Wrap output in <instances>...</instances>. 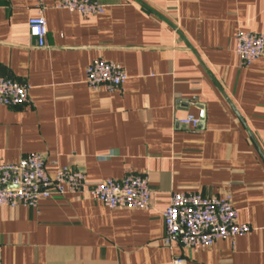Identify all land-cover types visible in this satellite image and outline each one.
Wrapping results in <instances>:
<instances>
[{"label":"crops","instance_id":"0c3cea01","mask_svg":"<svg viewBox=\"0 0 264 264\" xmlns=\"http://www.w3.org/2000/svg\"><path fill=\"white\" fill-rule=\"evenodd\" d=\"M83 17L46 6V47L29 32L37 0H0V76L30 86L29 104L0 107V162L42 154L89 183L148 177V210L89 196L0 208L4 264H264V56L248 67L239 31L264 35V0H98ZM123 67L121 90L90 88L87 68ZM192 115L200 129L175 119ZM174 193H229L251 233L194 251L163 244Z\"/></svg>","mask_w":264,"mask_h":264},{"label":"built area","instance_id":"2783aa9c","mask_svg":"<svg viewBox=\"0 0 264 264\" xmlns=\"http://www.w3.org/2000/svg\"><path fill=\"white\" fill-rule=\"evenodd\" d=\"M50 2H54L58 9L87 18L105 11V6L98 0H37V15L29 20V32L39 48L46 47L48 30L44 12ZM235 40L236 52L243 67L264 56L263 34L239 31ZM127 78L125 69L120 65L98 59L88 66L86 83L92 89L105 87L109 92H115L121 90ZM29 92L27 84L0 76V107L21 108L28 105ZM175 122L193 131L199 130L201 125V121L192 115L175 119ZM66 194L87 195L112 210H148L152 200L149 180L144 175L129 173L122 178L89 183L84 172L69 167L58 168L55 176L50 177L42 154H29L17 164L0 162V208L36 209L41 199ZM163 219V244L169 250L174 244L194 251L205 250L219 240L245 236L252 231L250 225L239 222V212L234 208L229 193L216 197L174 193ZM0 264H4L1 237ZM172 264H185V260L173 256Z\"/></svg>","mask_w":264,"mask_h":264}]
</instances>
